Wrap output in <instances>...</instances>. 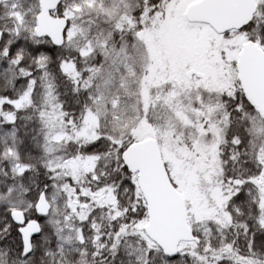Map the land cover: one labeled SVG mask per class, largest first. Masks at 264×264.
Wrapping results in <instances>:
<instances>
[{
	"label": "snow or ice",
	"instance_id": "1",
	"mask_svg": "<svg viewBox=\"0 0 264 264\" xmlns=\"http://www.w3.org/2000/svg\"><path fill=\"white\" fill-rule=\"evenodd\" d=\"M0 264H264V0H0Z\"/></svg>",
	"mask_w": 264,
	"mask_h": 264
}]
</instances>
